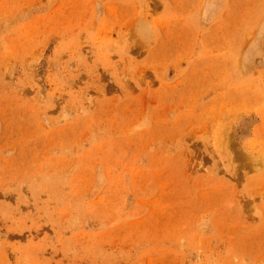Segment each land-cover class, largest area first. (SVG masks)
<instances>
[{"label":"rangeland","instance_id":"rangeland-1","mask_svg":"<svg viewBox=\"0 0 264 264\" xmlns=\"http://www.w3.org/2000/svg\"><path fill=\"white\" fill-rule=\"evenodd\" d=\"M0 264H264V0H0Z\"/></svg>","mask_w":264,"mask_h":264}]
</instances>
